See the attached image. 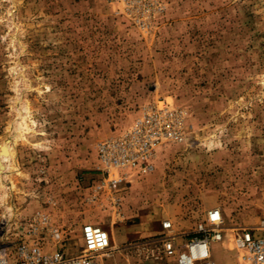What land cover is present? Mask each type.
I'll return each mask as SVG.
<instances>
[{
	"label": "rangeland",
	"instance_id": "obj_1",
	"mask_svg": "<svg viewBox=\"0 0 264 264\" xmlns=\"http://www.w3.org/2000/svg\"><path fill=\"white\" fill-rule=\"evenodd\" d=\"M139 122L152 170L104 174L99 145ZM214 209V264H246L229 230L264 210V0H0V254L77 258L95 225L97 264H176L161 239Z\"/></svg>",
	"mask_w": 264,
	"mask_h": 264
},
{
	"label": "built area",
	"instance_id": "obj_2",
	"mask_svg": "<svg viewBox=\"0 0 264 264\" xmlns=\"http://www.w3.org/2000/svg\"><path fill=\"white\" fill-rule=\"evenodd\" d=\"M161 143V132L151 125L139 122L131 131L99 145V160L104 174L112 171L134 169L141 173L152 170L151 159ZM35 222V221H34ZM165 231L172 228L171 222L163 224ZM226 228L220 210L214 209L200 222L194 233L177 243L175 236L161 239L162 253L175 259L176 264H214L213 244L225 238ZM237 249L246 264H264V210L258 222L250 226L231 228ZM84 251L80 257L67 258L61 253L44 255L38 243L22 244L17 249L15 261L0 254V264H97L96 256L105 253L111 246L109 234L95 225L83 227Z\"/></svg>",
	"mask_w": 264,
	"mask_h": 264
}]
</instances>
